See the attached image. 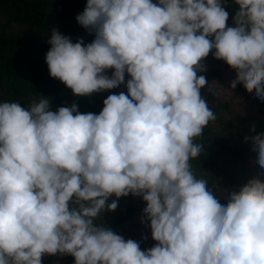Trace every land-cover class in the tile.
<instances>
[{
	"label": "clouds",
	"instance_id": "clouds-1",
	"mask_svg": "<svg viewBox=\"0 0 264 264\" xmlns=\"http://www.w3.org/2000/svg\"><path fill=\"white\" fill-rule=\"evenodd\" d=\"M237 7L228 26L226 5ZM95 34L52 29L51 78L76 97L125 85L99 114L0 100V264H264V132L246 136L262 170L222 204L198 178L205 128L217 119L201 89L212 54L264 101V0H87ZM113 69L111 76L107 70ZM129 77L125 81V77ZM252 131L255 132V126ZM141 197L155 244L141 249L104 224L117 200ZM147 240V236L142 237Z\"/></svg>",
	"mask_w": 264,
	"mask_h": 264
},
{
	"label": "trees",
	"instance_id": "trees-1",
	"mask_svg": "<svg viewBox=\"0 0 264 264\" xmlns=\"http://www.w3.org/2000/svg\"><path fill=\"white\" fill-rule=\"evenodd\" d=\"M87 0H0V100L15 101L27 108L32 100L41 95L50 99V110L56 111L61 106L70 107L77 104L81 113H95L103 108V100L110 94H127L125 85L88 97H76L58 79L51 78L45 55L50 48L47 40L52 29L69 37L72 42L83 39L90 43L95 34L81 27L76 16L84 11ZM156 2V0H153ZM233 3L226 5L229 12L228 26L237 10ZM204 75L209 82L223 83L227 77L235 79V71L225 62L214 59L212 54L204 60ZM113 69L107 70L111 76ZM129 77L126 74L125 81ZM208 86L201 89L209 107L217 119L205 128L203 137L197 142L203 144V152L192 166L198 178L208 180V188L222 204L227 203L228 195L247 183L262 170L259 166L249 164L244 158L246 143L242 132L258 134L264 132V116L245 111L246 102L264 104L259 98L248 93L242 85H237L231 99L221 97L214 103L209 101ZM255 126V132L252 131ZM264 179V176L261 177ZM117 200L115 211L105 210L95 221L104 224L126 240L140 242L141 249L155 244L151 238L150 222L141 223L146 202L141 197L131 194L117 199L109 198L108 203ZM147 236V240L142 237ZM42 264H74L71 256H48Z\"/></svg>",
	"mask_w": 264,
	"mask_h": 264
},
{
	"label": "rangeland",
	"instance_id": "rangeland-1",
	"mask_svg": "<svg viewBox=\"0 0 264 264\" xmlns=\"http://www.w3.org/2000/svg\"><path fill=\"white\" fill-rule=\"evenodd\" d=\"M220 61V60H218ZM232 78L227 77L223 83H219L218 81L209 82L208 84V91H209V101L214 103L215 99L221 97L223 99L229 100L231 99L232 93L234 89L230 88V82ZM243 109L248 112H252L258 114L260 116H264V104H255L251 102H246L244 104ZM255 134L249 133L247 131L242 132V138L246 143V149L244 151V158L245 160L254 166H259L256 163V152L252 151V142L251 140L245 141L246 136H254Z\"/></svg>",
	"mask_w": 264,
	"mask_h": 264
}]
</instances>
